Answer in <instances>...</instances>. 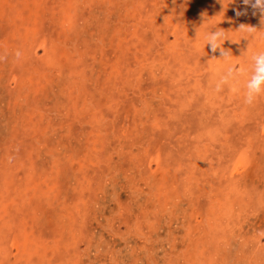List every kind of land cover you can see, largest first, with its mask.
I'll return each mask as SVG.
<instances>
[{
	"label": "rangeland",
	"instance_id": "1",
	"mask_svg": "<svg viewBox=\"0 0 264 264\" xmlns=\"http://www.w3.org/2000/svg\"><path fill=\"white\" fill-rule=\"evenodd\" d=\"M240 24L264 28L243 0H0V264H264V96L216 93L205 40L246 66Z\"/></svg>",
	"mask_w": 264,
	"mask_h": 264
},
{
	"label": "clouds",
	"instance_id": "2",
	"mask_svg": "<svg viewBox=\"0 0 264 264\" xmlns=\"http://www.w3.org/2000/svg\"><path fill=\"white\" fill-rule=\"evenodd\" d=\"M243 4L250 6L252 14L259 15L261 24L264 25V0H243ZM246 14L247 8H245L244 12L239 10L236 12L237 16ZM261 30H264V28H257L248 24H240L238 29V31L245 34V39L248 37L256 38L261 33ZM205 40L206 46L210 47L213 54L217 50L220 52V58L213 56L211 59L222 60L227 65L216 80L214 91L220 93L226 87L229 90L236 89L239 85L240 77L244 76L246 79L243 84V102L248 106L254 105L259 98L264 96V51L252 54L248 57L247 65L240 66L231 63V52L223 47L225 42L229 40L223 28H217L211 31L206 35ZM21 55L20 51H16L15 58L19 60ZM4 59V56H0V60Z\"/></svg>",
	"mask_w": 264,
	"mask_h": 264
}]
</instances>
